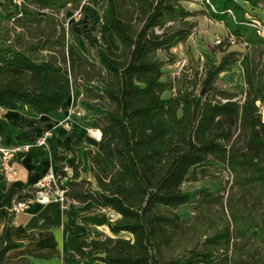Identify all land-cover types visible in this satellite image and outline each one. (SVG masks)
Listing matches in <instances>:
<instances>
[{"label": "trees", "instance_id": "1", "mask_svg": "<svg viewBox=\"0 0 264 264\" xmlns=\"http://www.w3.org/2000/svg\"><path fill=\"white\" fill-rule=\"evenodd\" d=\"M180 1L103 0L101 18L119 48L100 44L99 66L66 50L57 16L81 0H29L47 13L16 16L12 38H0V110L54 115L75 87L84 98L108 102L91 123L101 131L104 161L89 156L95 184L80 178L78 164L71 176L63 165L57 171L64 203L91 202L118 215L107 222L110 234L95 230L88 242L68 237V249L86 264H257L235 255L233 239L264 237V227L250 220L238 229L227 221L216 225L203 207L218 195L202 191L195 200L201 205L195 239L189 220L175 210L194 202L183 182L212 161L224 164L237 184L264 189V35L252 25V9L264 0H203L209 17L227 29V41L204 52L198 89L185 84L164 97L173 86L162 79L165 61L158 53L184 42L195 25ZM228 38L244 48L229 49ZM234 64L242 71V92L217 85ZM94 79L103 82L101 92L85 84ZM18 133L0 116V148L19 145ZM229 217L239 222L231 209ZM12 227L10 215L0 236V264H12L6 253L20 246L10 237Z\"/></svg>", "mask_w": 264, "mask_h": 264}, {"label": "crops", "instance_id": "2", "mask_svg": "<svg viewBox=\"0 0 264 264\" xmlns=\"http://www.w3.org/2000/svg\"><path fill=\"white\" fill-rule=\"evenodd\" d=\"M252 11L264 23V9L255 8ZM115 45L119 47L116 38ZM71 57L77 59L74 54ZM110 79V74L106 73V81ZM85 84L98 92L104 86L100 79ZM79 107L85 110L81 118L74 114ZM107 108V100L98 103L84 98L81 89L75 87L66 100V107L54 115L35 114L28 108L23 111L0 110V116L19 132L14 136L19 145L11 147L16 149L7 159L6 168L1 166L0 152V236L7 218L12 215L10 237L20 243L19 247L6 253L7 262L86 264L68 249V237L88 242L95 238V230L110 234L107 225L110 211L96 208L91 202L63 203L55 199L47 202L33 201L24 211L17 214L11 211L16 200L31 199L37 182L49 172L57 175L62 165L71 170L78 164L80 178H87L95 184L89 171V156L92 154L102 158L98 142L88 134L86 126L96 117L105 114ZM66 116L71 121L69 129L60 123ZM46 131L51 134L43 144L38 143Z\"/></svg>", "mask_w": 264, "mask_h": 264}, {"label": "rangeland", "instance_id": "3", "mask_svg": "<svg viewBox=\"0 0 264 264\" xmlns=\"http://www.w3.org/2000/svg\"><path fill=\"white\" fill-rule=\"evenodd\" d=\"M180 2L193 13L190 20L195 25L184 42L171 48L168 54L158 53L165 61L162 79L173 86L171 91L163 94L164 97L174 93L176 87L185 84L198 89L204 52H208L216 44L227 41V29L221 22L209 17L203 0ZM242 3L250 8L246 3ZM103 5V0H81L77 9L67 5V8L58 14L57 17L63 22L66 31V50L69 56L74 54L76 60L86 56L99 66L96 49L100 44H110L115 50L119 48L116 47L114 36L101 18ZM257 8L264 9V2ZM46 13V10L32 5L29 0H0V38L6 41L11 39L16 16ZM228 42L229 49L244 48L243 43H236L231 38H228ZM217 85L231 91H243L244 81L239 65L234 64L220 73ZM204 168L202 172L201 167L198 168L197 173L182 184V189L194 198V202L179 206L175 210L182 218L189 220L191 225L189 236L195 239L201 234V231H197L201 229L199 224L201 205L195 200H200L202 191L221 197L218 202L205 204L203 207L204 210L208 207L206 216L216 225L227 221L231 228L238 229L239 226H245V223L251 221L253 225L257 223L259 227H264V189L237 184L235 175L222 163L212 161ZM230 209L239 214L240 219L236 224L231 222ZM247 236L233 239L235 255L252 263L264 264V237Z\"/></svg>", "mask_w": 264, "mask_h": 264}, {"label": "built area", "instance_id": "4", "mask_svg": "<svg viewBox=\"0 0 264 264\" xmlns=\"http://www.w3.org/2000/svg\"><path fill=\"white\" fill-rule=\"evenodd\" d=\"M208 2V0H206ZM258 31L259 34L264 35V23L260 22L259 20L255 19L253 20L252 24ZM216 42H219V40H216ZM74 114L76 117H83L85 114V110L83 108H77L74 111ZM60 123H62L65 128L69 129L71 127V121L68 116L63 118ZM88 134L91 135V137L96 141L99 142L101 140V131L99 128L92 126L91 124H88L86 126ZM51 133L50 131H46L44 135L38 139V143L43 144L46 137L49 136ZM16 148H0L1 152V166L6 168V161L11 156V154L14 152ZM64 171H66L68 176H71L72 170L64 167ZM58 176L52 172H49L42 180L37 182V184L34 186L33 189V196L31 199H25V200H16L12 206L11 211L14 214H17L21 211H24L28 205L33 201L38 202H47L49 200L55 199L59 200L64 203V190L58 185ZM64 181V179L61 180L60 184ZM117 214L114 212L109 213V221L115 220Z\"/></svg>", "mask_w": 264, "mask_h": 264}]
</instances>
